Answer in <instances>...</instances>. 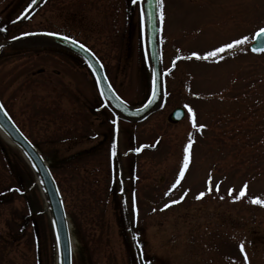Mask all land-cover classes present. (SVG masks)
Listing matches in <instances>:
<instances>
[{
  "label": "rangeland",
  "instance_id": "1",
  "mask_svg": "<svg viewBox=\"0 0 264 264\" xmlns=\"http://www.w3.org/2000/svg\"><path fill=\"white\" fill-rule=\"evenodd\" d=\"M30 2L0 0V44L69 36L95 54L123 101L148 100L140 0H48L20 20ZM162 11L163 70L171 72L162 108L143 122L113 125L80 58L30 42L0 51V101L52 165L78 242L72 264H245V254L264 264V206L252 203L264 200V52L249 50L264 27V0H163ZM244 36L215 58L192 55ZM177 107L186 116L173 124ZM0 171V264H57L38 179L1 132Z\"/></svg>",
  "mask_w": 264,
  "mask_h": 264
},
{
  "label": "water",
  "instance_id": "2",
  "mask_svg": "<svg viewBox=\"0 0 264 264\" xmlns=\"http://www.w3.org/2000/svg\"><path fill=\"white\" fill-rule=\"evenodd\" d=\"M47 0H35L25 9L20 20L28 19L36 12ZM141 8L144 10V27L142 30L144 50L147 65L151 75V94L149 99L141 107H131L122 101L110 86L104 73L103 67L95 56L87 49L80 48L79 43H71L69 40L62 39V36L47 35V33H31L21 35L0 44L1 48L16 47L23 43H34L44 47H54L71 52L82 58L90 68L100 92L102 99L107 107L115 113L116 118L130 122H139L147 118L151 113L158 110L163 102L164 73L162 71L160 33L161 25L156 0H140ZM150 14V15H149ZM259 45V39L254 37L253 47ZM157 81L156 96H152L153 79ZM0 131L15 145L26 157L32 166L41 189L45 196L53 231L57 245L58 264H72V247L69 233V226L63 201L52 174L51 165L48 164L38 148L34 146L16 126L0 101ZM185 117V111L178 107L172 111L168 117L171 123H178Z\"/></svg>",
  "mask_w": 264,
  "mask_h": 264
},
{
  "label": "snow or ice",
  "instance_id": "3",
  "mask_svg": "<svg viewBox=\"0 0 264 264\" xmlns=\"http://www.w3.org/2000/svg\"><path fill=\"white\" fill-rule=\"evenodd\" d=\"M32 2L35 3V0H32ZM131 2L133 4H136L138 2V0H131ZM156 4H157V7L159 9H161V11L159 13V18H160V20L162 22L163 19H164V14H163V11H162V9H163V0H156ZM140 19H141V29L143 30V27H144V10H143V8H141ZM47 35L57 36V35H60V34L59 33H47ZM255 37L259 39V45L256 46V47H253L252 51L253 52H264V27H260L256 31ZM62 39L69 40L71 43H74V44L78 43L76 40H74L71 37L66 36V35L62 36ZM248 39L249 38L247 36H244L242 39H235L231 43H225L222 46L217 47L214 50L207 52L204 56H199L196 53H193L192 55L194 57H196L197 59L208 60L210 58L217 57L219 54L224 53L226 50L234 49L237 46L245 44L248 41ZM78 46L80 48H84L85 47L83 44H79ZM0 47H2V46H0ZM156 89H157V81L154 78L153 79V83H152V96H153V98H155V96H156ZM0 107H2V106H0ZM191 111L192 110L189 108V113H191ZM112 124L113 125L116 124V120L115 119L112 120ZM199 127H200V129H203L205 126L204 125H199ZM191 146H192V141H191V139H189L188 145L184 148L183 166L180 169V176L181 177L184 175L185 169L188 168V166H189V160H190L189 153H190ZM137 151H139V149H137ZM116 154H117L116 153V145L113 144L112 145V156H116ZM179 182H180L179 179H177L176 183L172 185V188H175L176 185L179 184ZM245 187H246V185H245ZM15 190L19 191V189H15ZM203 195H204L203 192L200 193L199 196H197V199L201 198ZM240 195L241 196L244 195V189L243 188L241 189ZM181 199H183V197H181ZM237 199H239V197H237ZM172 203H179V201H172ZM252 203L264 206V200L259 199V198L253 199ZM164 207L167 208V207H169V205L165 204ZM240 250H241L242 253L245 251L243 244L240 245ZM244 259H245V264H248L247 255L246 254H245Z\"/></svg>",
  "mask_w": 264,
  "mask_h": 264
},
{
  "label": "trees",
  "instance_id": "4",
  "mask_svg": "<svg viewBox=\"0 0 264 264\" xmlns=\"http://www.w3.org/2000/svg\"><path fill=\"white\" fill-rule=\"evenodd\" d=\"M1 172V171H0ZM1 174V173H0ZM4 181V178L2 177V175H0V188H4L5 187V182H3ZM7 191V190H6ZM8 192V191H7ZM6 192V193H7ZM2 193H5V191H3ZM9 193V192H8ZM2 197V196H1ZM13 241H14V239H13Z\"/></svg>",
  "mask_w": 264,
  "mask_h": 264
},
{
  "label": "bare ground",
  "instance_id": "5",
  "mask_svg": "<svg viewBox=\"0 0 264 264\" xmlns=\"http://www.w3.org/2000/svg\"><path fill=\"white\" fill-rule=\"evenodd\" d=\"M5 137V136H4ZM6 138V137H5ZM70 230H72V227L70 226ZM72 243H73V247L74 246H77L78 242H77V239L74 237L72 238Z\"/></svg>",
  "mask_w": 264,
  "mask_h": 264
},
{
  "label": "flooded vegetation",
  "instance_id": "6",
  "mask_svg": "<svg viewBox=\"0 0 264 264\" xmlns=\"http://www.w3.org/2000/svg\"><path fill=\"white\" fill-rule=\"evenodd\" d=\"M77 155V154H76Z\"/></svg>",
  "mask_w": 264,
  "mask_h": 264
}]
</instances>
